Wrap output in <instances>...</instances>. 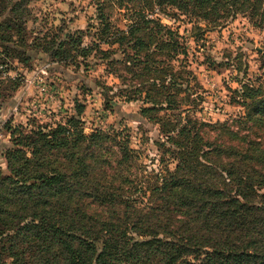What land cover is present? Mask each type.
I'll return each mask as SVG.
<instances>
[{"label": "trees", "instance_id": "obj_1", "mask_svg": "<svg viewBox=\"0 0 264 264\" xmlns=\"http://www.w3.org/2000/svg\"><path fill=\"white\" fill-rule=\"evenodd\" d=\"M116 3L126 8V0L96 5ZM11 4L6 27L20 35L14 41L3 30L0 41L19 61L39 50L87 56L95 47L107 58L100 43L117 46L121 58L112 63L137 80L125 84L127 98L144 94L141 114L161 123L175 164L163 158L144 188L128 170L135 162L128 138L85 134L76 115L53 128L10 127L11 146L1 152L8 173L0 166V264H264V140L241 143L246 135L227 121L208 124L181 107L189 97L180 98L185 84L173 60L186 50L156 16L172 7L212 25L238 11L264 19V0H132L124 28L99 8L97 27L87 25L90 46L81 45L82 30L25 46L21 3ZM115 74L125 83L123 72ZM233 92L245 106L238 123L264 131L263 87L244 82ZM163 109L175 110L176 122L155 114Z\"/></svg>", "mask_w": 264, "mask_h": 264}, {"label": "rangeland", "instance_id": "obj_2", "mask_svg": "<svg viewBox=\"0 0 264 264\" xmlns=\"http://www.w3.org/2000/svg\"><path fill=\"white\" fill-rule=\"evenodd\" d=\"M10 1L13 5L21 3L25 46L39 42L42 36L58 38L63 32L75 30L83 31L81 45L90 46L95 36L89 35L87 25L97 27L99 8L110 12L112 25L124 28L126 8L132 5V0H126V8L120 9L117 3L113 8L96 5L97 1L103 4V0H0V33L6 30L14 41L18 40L16 30L6 27L12 20L8 10ZM156 16L177 32L186 50V55L179 51L173 60L185 84L180 98L189 97L181 107L188 108L190 114L208 124L227 121L238 134L246 135L241 143L253 138L264 140L261 128L249 124L251 131L238 123L245 106L238 103L237 93L233 92L244 82L264 89V19L238 11L218 25H212L180 14L172 7L165 12L158 11ZM2 45L0 41V78L3 80L0 83V166L4 173L8 170L1 152L11 146L10 127L21 124L24 132L45 125L53 128L58 123L66 124L68 117L76 115L80 122L77 127L85 134L104 131L118 134L121 141L128 138L135 156L128 170L138 184L144 188L149 186L162 170L163 158H170L162 145L166 137L161 123L141 114V108L147 105L144 94L137 99L127 98L125 84H134L137 80L120 64L112 63L121 58L117 46L100 43L101 49L111 51L107 58L95 47L87 56L73 57L75 51L64 56L39 50L27 61H19L15 52L5 50ZM64 48L69 52L68 44ZM116 72H123L127 78L125 83L117 78ZM13 80L19 84L13 85ZM110 101L116 107L109 106ZM176 113L171 109L155 112L172 122H176ZM205 129L213 134L209 127ZM174 164L175 161L169 162L170 167Z\"/></svg>", "mask_w": 264, "mask_h": 264}]
</instances>
